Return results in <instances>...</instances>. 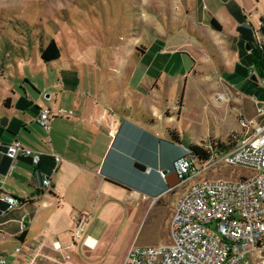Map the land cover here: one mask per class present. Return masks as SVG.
Here are the masks:
<instances>
[{
    "label": "crops",
    "instance_id": "0c3cea01",
    "mask_svg": "<svg viewBox=\"0 0 264 264\" xmlns=\"http://www.w3.org/2000/svg\"><path fill=\"white\" fill-rule=\"evenodd\" d=\"M152 1L158 18L134 27L106 58L90 57L86 49L71 47L56 55L46 48V59L38 53L39 63L54 69V77H43L31 101L25 90L2 99L0 189L22 202L0 214V255L7 264H87L77 248L78 243L86 247L83 235L73 241L72 231L86 212L102 211L106 196L99 200L101 192L107 198L115 193L149 201L147 208L158 198L174 208L181 190L167 193L178 184L173 162L184 148L222 142L232 127L239 129L234 120L244 119L241 89L264 91V79L256 83L250 71L256 67L264 77V0ZM211 20L221 31L212 29ZM194 77L207 88L202 99L222 112L217 129L201 137L179 127L186 87ZM255 106L256 111L264 103ZM41 108L51 112L48 131L36 121ZM258 116L253 121L263 126L264 115ZM37 127L48 141L42 142ZM14 140L43 153L40 164L9 160L4 146ZM52 155L60 158L58 164ZM43 179H49L48 188Z\"/></svg>",
    "mask_w": 264,
    "mask_h": 264
},
{
    "label": "rangeland",
    "instance_id": "374dc122",
    "mask_svg": "<svg viewBox=\"0 0 264 264\" xmlns=\"http://www.w3.org/2000/svg\"><path fill=\"white\" fill-rule=\"evenodd\" d=\"M157 10L152 0H0V124L4 119L1 101L11 96V91L23 93L25 90L28 92L27 100L31 101L40 91L43 77H54V69L44 68L38 57V53L41 55L49 43L55 46L57 52H66L68 48L74 47L88 50L90 57L103 59L110 50L122 46L129 39L128 36L134 34V27L139 29L152 16L158 18ZM250 71L256 83L264 79L262 70L255 67L253 71L250 68ZM200 80L196 77L189 79L179 127L188 132L194 131L201 137L217 129L215 126L222 119V112L214 110L202 99L207 88ZM240 99L245 120L258 121L262 118L255 111V101L264 103V91L261 88L241 89ZM238 120L239 115L234 120L239 125ZM39 130L42 142L48 141L45 132L41 128ZM176 134L174 130L169 131L172 137ZM233 135H243L240 125L239 129L232 127L227 137L223 136L225 139L217 143H225ZM200 144L198 147L204 146L205 142ZM235 174L236 177L248 175L241 168ZM230 176L229 170L221 167L206 177ZM106 194L101 192L99 196V200L106 196L101 212L97 210L83 214L87 219L82 239L90 236L96 241L92 247L77 245L81 249L80 257L86 259L87 264H118L131 246L170 243L172 204L157 199L152 201V207L147 208L149 201L126 200L121 194L115 193L107 198ZM109 201L111 206L107 208ZM65 235L71 238L70 233ZM73 254L74 251H71L70 255Z\"/></svg>",
    "mask_w": 264,
    "mask_h": 264
},
{
    "label": "built area",
    "instance_id": "2783aa9c",
    "mask_svg": "<svg viewBox=\"0 0 264 264\" xmlns=\"http://www.w3.org/2000/svg\"><path fill=\"white\" fill-rule=\"evenodd\" d=\"M261 25L264 28V23ZM261 86L264 88V80ZM256 112L264 115V108L258 106ZM50 114L48 108H41L38 113L37 124L45 131ZM238 121L243 135L234 138L232 148L221 149V144L213 142L201 147L206 157H197L184 149V154L173 162L178 184L169 187L167 193L176 188L181 193L170 216V243L131 246L122 264H264V125L241 116ZM4 154L13 162L27 158L34 166L44 156L17 140L4 146ZM52 157L56 164L60 162L59 157ZM221 167L229 170V178L206 177ZM239 168L248 175L236 177ZM158 173L164 180L163 171ZM49 183V179L42 180L45 188ZM21 204L0 189V214ZM85 228L86 217L81 216L72 234L73 241L82 237ZM89 240L85 237L86 246ZM0 264H7L2 255Z\"/></svg>",
    "mask_w": 264,
    "mask_h": 264
},
{
    "label": "trees",
    "instance_id": "16d2710c",
    "mask_svg": "<svg viewBox=\"0 0 264 264\" xmlns=\"http://www.w3.org/2000/svg\"><path fill=\"white\" fill-rule=\"evenodd\" d=\"M210 25H211L212 29H214L215 31H221V26H220L215 20H211ZM238 30H239V32H240L241 29L238 28ZM51 46H52V47H51ZM50 48L53 49V50L55 51V54L57 55V50H56L55 46L49 44V46H48L47 49L50 50ZM42 55H43L42 58H43V59H46V56H45L44 52H43ZM235 137H237V136H235V135H233V136H229V137H228V140L226 141V143H222V144L219 146V148H221V149H230V148H232V147L234 146V143H231V142H233V140H234ZM225 144H226V145H225ZM224 145H225V146H224ZM188 149L191 151V153H192L193 155H195V156H197V157H206V156H207L206 152H205L201 147H198V146H191V147L188 148Z\"/></svg>",
    "mask_w": 264,
    "mask_h": 264
},
{
    "label": "water",
    "instance_id": "95a60500",
    "mask_svg": "<svg viewBox=\"0 0 264 264\" xmlns=\"http://www.w3.org/2000/svg\"><path fill=\"white\" fill-rule=\"evenodd\" d=\"M261 33L264 34V29L261 30ZM246 47H247V45H246ZM5 124H6V119H3L1 121V125L5 126ZM133 166H134V168H136L137 170H140V171H145V169H146L145 166L138 164V163H134Z\"/></svg>",
    "mask_w": 264,
    "mask_h": 264
},
{
    "label": "bare ground",
    "instance_id": "6f19581e",
    "mask_svg": "<svg viewBox=\"0 0 264 264\" xmlns=\"http://www.w3.org/2000/svg\"><path fill=\"white\" fill-rule=\"evenodd\" d=\"M93 245H94V242L90 239V240H89V246L92 247Z\"/></svg>",
    "mask_w": 264,
    "mask_h": 264
}]
</instances>
